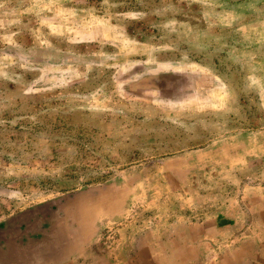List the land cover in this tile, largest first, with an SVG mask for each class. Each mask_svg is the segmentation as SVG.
Instances as JSON below:
<instances>
[{
    "label": "rangeland",
    "instance_id": "rangeland-1",
    "mask_svg": "<svg viewBox=\"0 0 264 264\" xmlns=\"http://www.w3.org/2000/svg\"><path fill=\"white\" fill-rule=\"evenodd\" d=\"M262 203L264 0H0V264H167Z\"/></svg>",
    "mask_w": 264,
    "mask_h": 264
},
{
    "label": "crops",
    "instance_id": "crops-1",
    "mask_svg": "<svg viewBox=\"0 0 264 264\" xmlns=\"http://www.w3.org/2000/svg\"><path fill=\"white\" fill-rule=\"evenodd\" d=\"M262 206V212L259 214L249 215L245 210L219 215L209 223H195L199 229L211 228L208 232L211 235L202 231L191 233L188 230L186 237L179 242L182 249L173 247L177 245L178 237L166 236L161 240L156 239L162 241L164 247L163 261L167 264H264V203ZM241 213L242 220L239 219ZM180 250H183V253ZM123 256L121 253V264L128 259L126 255L125 259ZM130 259L132 262L136 261L135 264H143V261L150 264V260H154L149 252L141 256L134 254ZM50 264L58 263L53 260Z\"/></svg>",
    "mask_w": 264,
    "mask_h": 264
},
{
    "label": "trees",
    "instance_id": "trees-1",
    "mask_svg": "<svg viewBox=\"0 0 264 264\" xmlns=\"http://www.w3.org/2000/svg\"><path fill=\"white\" fill-rule=\"evenodd\" d=\"M39 234H40V235H43V236L46 235V234H43V233H39ZM33 237L37 238V237H39V236L35 234V235H33Z\"/></svg>",
    "mask_w": 264,
    "mask_h": 264
}]
</instances>
